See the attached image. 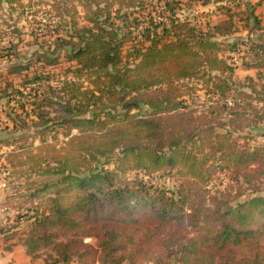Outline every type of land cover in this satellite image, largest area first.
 I'll list each match as a JSON object with an SVG mask.
<instances>
[{
	"label": "trees",
	"instance_id": "1",
	"mask_svg": "<svg viewBox=\"0 0 264 264\" xmlns=\"http://www.w3.org/2000/svg\"><path fill=\"white\" fill-rule=\"evenodd\" d=\"M144 1L54 0L43 14L33 11L25 16L35 24L46 21L44 36L53 38L46 50L37 52L36 60L54 65L64 51L66 59L75 62L70 79L59 80L57 91L42 90L38 94L43 95L30 100L34 104L23 110V119L28 116L35 125L54 122L70 137L61 152L49 153L40 147L47 144V136L39 132L37 151H29L26 161L12 167V174L20 177L27 171L22 164L26 165L32 177L24 183V192L18 190L19 196L51 195L34 217L31 230L38 235L49 237L42 229H77L86 219L125 221L127 213L145 207L162 221L184 218V196L175 200L166 195L167 189L143 180L131 185L120 182L119 175L133 169L146 175L174 170L200 183L219 166L236 170L264 164V132H260L264 131V106L252 103L253 87L243 86L238 94H230L236 85L233 53L243 54L240 59L246 69L264 68V23L251 3L246 2L242 12L244 37L235 36L237 12H228L226 19L203 30L172 11L163 20L150 17L136 35L137 17L131 13ZM3 3L10 10L25 6L22 0H0V7ZM170 3L165 1L168 7ZM27 67L17 64L10 72ZM49 77L33 76L29 81L49 83ZM187 80H200L209 89L206 95H217L206 107L208 112L217 108L213 117L220 118L222 109H228L226 121L207 125L213 119L206 114L205 125L196 123L182 98ZM262 90L264 101V84ZM53 104L59 111L51 116L48 107ZM16 115L15 121L24 122ZM73 129L77 134L71 133ZM109 164L113 169L104 167ZM51 188H55L52 193ZM69 189L74 193L64 194ZM199 208L192 207L190 216H196ZM213 213L214 225L178 244L179 262L212 264L211 253L198 255L204 246L225 251L223 264H264V194L224 204ZM122 234L112 227L104 232L98 264H117L140 251L130 244L132 237L115 244ZM119 250L115 256L113 252Z\"/></svg>",
	"mask_w": 264,
	"mask_h": 264
},
{
	"label": "rangeland",
	"instance_id": "2",
	"mask_svg": "<svg viewBox=\"0 0 264 264\" xmlns=\"http://www.w3.org/2000/svg\"><path fill=\"white\" fill-rule=\"evenodd\" d=\"M53 1L22 0L25 5L23 7L17 6L10 10L5 3L0 7V264H98L99 242L104 232L111 227L123 233L115 244L118 241L124 242L126 237H132L130 244L141 248L131 259L121 258L117 264H181L178 260V244L193 237L198 230L214 225L213 211L216 207H223L224 204L235 205L252 195L264 194V173H261L264 164L259 168L236 170L219 166L216 170L213 168L207 180L200 183L181 177L174 170L146 175L143 171L133 169L119 175L120 182L129 185L135 180H143L163 187L169 192L166 195L174 197L175 200H178L179 195L184 196L182 212L185 216L180 220H159L145 207L143 210L127 213L126 220L121 222L86 219L77 229H42V233L49 235L47 238L31 230L34 217L40 214L45 207L46 198L51 195L38 192L32 198L19 196L18 190L24 192V183L32 177H29L30 172L26 165L22 164V168L27 171L20 177L12 174V167L19 161H26L29 151H37L36 147L40 145L39 132L47 136V144L40 147L49 153L61 152L64 142L70 138L65 136L62 127L54 122L35 125L28 116L23 119L24 108L30 106L28 104H34L30 100L41 97L43 94L38 93H42V90L57 91L59 80L70 79L71 70L75 65L74 61L69 62L66 59L64 51L60 53L59 60L54 65H47L35 59L37 52L46 50L53 38L44 36L49 25L46 21L35 24L25 16L33 11H37L38 16L43 14L44 10L50 9V3ZM165 1L145 0L142 7L133 9L131 16L137 17L136 35H139V30L150 17L158 21L163 20L172 11L177 18L185 19L203 30L226 19L228 12H237L233 17L235 30H238L235 36L244 37L246 32L242 12L248 7L246 2L251 3V7L264 23V0H169V7L165 5ZM79 20L80 24L84 23L82 18ZM136 38L138 40L140 37ZM131 44L129 42L124 51ZM242 55H231L234 59L232 62L236 85L232 87L230 94H238V90L243 86L247 89L253 87L256 95L252 103L255 106H264V101L260 99V96H263L264 68L246 70L241 64ZM17 64H27L28 67L16 73L10 72V68ZM40 75H50L51 81H29V78ZM184 83L187 86L183 88L182 98L187 104L186 110L191 112V116L197 120L196 123L203 122L205 125L203 116L206 114L208 118L213 119L207 125L216 126L227 120L229 110L226 108L222 109L221 118L213 117L214 111L219 112L217 108L208 112L206 105L215 102L217 95L212 92L206 95L208 88L202 85L200 80H187ZM48 110L51 116L59 111L54 104L48 107ZM16 113L21 115L24 122L15 121L18 118ZM71 133L77 134V131L73 129ZM256 134L259 133H254ZM257 141H262V138ZM104 167L113 169L112 164ZM49 191L52 193L55 188ZM72 193L73 189L64 191V194ZM34 206H37L36 209ZM194 206L200 207V212L196 216H190ZM125 250L128 252V249ZM121 251H115L113 254L119 256ZM206 253L213 255L212 264H223L226 259L225 251L200 246L198 255Z\"/></svg>",
	"mask_w": 264,
	"mask_h": 264
},
{
	"label": "crops",
	"instance_id": "3",
	"mask_svg": "<svg viewBox=\"0 0 264 264\" xmlns=\"http://www.w3.org/2000/svg\"><path fill=\"white\" fill-rule=\"evenodd\" d=\"M246 69V68H245ZM253 69V68H252ZM246 70H250V69H246ZM255 70H257V69H255Z\"/></svg>",
	"mask_w": 264,
	"mask_h": 264
}]
</instances>
